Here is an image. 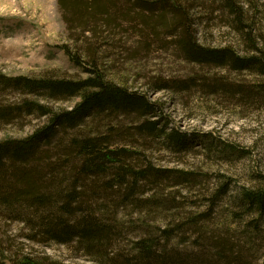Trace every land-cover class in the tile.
Segmentation results:
<instances>
[{
	"label": "rangeland",
	"instance_id": "1",
	"mask_svg": "<svg viewBox=\"0 0 264 264\" xmlns=\"http://www.w3.org/2000/svg\"><path fill=\"white\" fill-rule=\"evenodd\" d=\"M175 1L187 12L202 44L231 45L239 53L249 54L253 42L264 56V0H238L251 6L246 18L255 28L251 42L231 25L220 2ZM122 5L119 1L108 13L117 16L112 10ZM68 17L71 19L72 14L59 0H0V72L7 76L48 74L79 79L88 73L71 60L64 47L89 66L95 57L109 78L156 103L158 112L153 119L160 120L162 127L168 125L181 132L187 144L175 149L167 138L134 133V120L121 112L88 113L81 128L68 131L70 136L107 132L104 125L117 124L118 144L137 153L138 164H151L167 175L157 182L154 178L151 182L140 180L131 201L121 197L128 182L122 192L103 194L93 201L96 218L105 229L104 241L94 239L92 243L79 236L66 243L37 241L42 237L35 236L31 220L0 215V264H110L109 257L117 256L118 260L135 254L138 240L149 234L161 236L160 229L193 216L199 218L203 233L188 231L189 227L186 239L175 237L172 246L187 250L208 247L213 251L208 237L226 238L230 251L260 264L264 258V224L256 228L248 225L259 215L254 210L244 213L241 193L260 186L264 177V76L190 63L163 27L145 29L135 12L133 19L118 17L110 23L100 16L98 23L89 24L93 31L85 34L82 25L67 22ZM22 94L0 91V110L15 109ZM30 97L57 111L69 110L80 101L78 97L52 100L36 93ZM11 116L9 121L0 118V141L25 137L47 120L37 113ZM131 133L133 138H128ZM57 144H52L53 149ZM181 175L190 180L177 182ZM202 213L207 215L201 217ZM239 213L243 215L240 218Z\"/></svg>",
	"mask_w": 264,
	"mask_h": 264
},
{
	"label": "trees",
	"instance_id": "2",
	"mask_svg": "<svg viewBox=\"0 0 264 264\" xmlns=\"http://www.w3.org/2000/svg\"><path fill=\"white\" fill-rule=\"evenodd\" d=\"M119 1L123 5L112 10L117 16L108 13L119 5ZM213 1L220 2L219 6L231 18V25L251 42V34L255 28L254 24L246 20L248 9L251 8L249 3L238 0ZM59 2L72 14L67 22L76 21L82 25L83 34L93 31L89 24L98 23L100 16L110 23L118 17L133 19L131 15L135 12L145 29L154 31L156 27H163L168 36L174 38L176 46L190 63L227 68L235 72L249 70L264 76L263 51L253 47V42L250 43L249 54H241L231 45L211 47L202 44L187 12L175 0ZM64 50L73 62L85 68L87 77L75 79L48 74L7 76L0 72L1 92L17 90L23 93L22 101L15 109L0 110V118L9 121L14 113H37L47 119L42 126L25 137L0 141V215L10 219L31 220L35 236L42 237L37 241L66 243L79 236L93 243L94 239L104 241L106 238L103 234L105 229L99 224L92 205L98 196L122 192L121 188L128 182L121 197L131 201L132 191L140 180L151 182V178H154L157 182L167 173L155 169L151 164H138L140 161L135 160L137 153L118 144L117 124L104 125L107 132L77 133L70 136L68 131L81 128L88 113L109 111L111 115L121 112L130 116L134 120L131 122L134 133L167 138L175 149L186 147L187 137L168 125H158L160 120L153 119L157 115L158 105L150 102L145 94L131 91L127 86L109 78L98 66L95 57L89 62V66L69 48L64 47ZM35 93L52 100L78 97L80 101L69 110L57 111L55 107L41 103L39 98L30 97ZM134 133L129 134L128 138H133ZM63 134L65 137L61 136ZM57 142L54 153L52 144ZM50 145L52 146L49 147ZM189 180L186 175L177 178V182ZM260 183V186L247 188L241 193L246 207L244 213L254 210L259 215L255 222H248V225L255 228L264 224V177ZM225 186L226 183L221 191L226 190ZM78 211L81 212L80 216L77 215ZM206 215L207 213H202L201 217ZM242 216L239 213L238 217ZM199 222V218L193 216L184 223L160 229L161 236L149 234L136 242L135 254L118 260L117 256L109 257L110 264H253L243 255L230 251L231 244L226 238L220 240L208 237L213 244V251H209L207 246V249L187 250L171 245L175 237L186 239L188 233L185 231L189 227L192 228L188 231L194 229L197 233L200 230L202 234ZM197 242L199 240L194 244H198ZM22 264L31 263L24 261ZM260 264H264V258Z\"/></svg>",
	"mask_w": 264,
	"mask_h": 264
}]
</instances>
